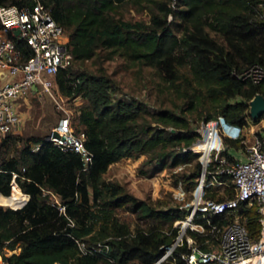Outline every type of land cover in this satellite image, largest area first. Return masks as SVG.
Instances as JSON below:
<instances>
[{
	"label": "trees",
	"instance_id": "1",
	"mask_svg": "<svg viewBox=\"0 0 264 264\" xmlns=\"http://www.w3.org/2000/svg\"><path fill=\"white\" fill-rule=\"evenodd\" d=\"M41 1L69 36L73 59L56 73V87L62 96L83 99L76 115L82 129L74 130L84 132L92 159L86 163L79 151L64 149L47 136L23 138L8 132L2 137L0 198L13 206L28 197L25 191L30 198L22 207L0 204V252L5 246L20 247L4 253L8 264H152L174 241V221L188 210L158 207L105 173L111 163L142 153L147 154L144 163L152 166L151 172L165 167L169 159L179 163L198 156L190 148L201 136L195 113L201 118L206 110V120L223 115L242 126L263 117L252 118L250 100L257 92L264 94V79L254 82L237 73L255 63L264 66V0ZM129 2L150 10L149 23L119 15V7ZM173 23L179 25V33ZM16 40L30 55V46L18 36ZM102 48L157 67L172 87L183 90L185 104L153 109L135 95L115 94L116 81L108 71L77 66ZM226 141L238 146L241 138ZM202 166L200 159L195 170L183 173L185 188L196 186ZM15 172L21 195L11 193ZM228 193L233 195V189ZM119 206L142 218L170 221V226L131 228L117 215ZM243 218L257 235V209L249 207ZM185 249V244L176 246L160 264H184Z\"/></svg>",
	"mask_w": 264,
	"mask_h": 264
},
{
	"label": "built area",
	"instance_id": "2",
	"mask_svg": "<svg viewBox=\"0 0 264 264\" xmlns=\"http://www.w3.org/2000/svg\"><path fill=\"white\" fill-rule=\"evenodd\" d=\"M16 36L30 46V55L26 56L18 46ZM68 42L64 27L41 0L0 4V139L21 128L23 117L18 101L32 92L34 84L37 91L54 95L56 73L73 59ZM237 74L259 82L264 79V66L255 63ZM244 126L227 121L223 115L203 121L199 128L201 136L195 143L205 141V144L198 148L190 146L202 153L203 163L192 204L185 217L174 221L178 227L174 241L152 264H160L176 246L183 244L184 264H264V132L247 143L243 139ZM52 130H57L58 135L51 134L48 139L64 149L79 151L86 163L92 159L84 143V132H75L69 115L61 117ZM227 137L241 138L245 145L240 148L242 155L233 145L225 144ZM34 148H39V144ZM17 174L13 175L12 189L14 183L20 186ZM228 187L233 189V195L228 193ZM207 191L222 196L207 195ZM26 193L28 197L20 205L10 206H24L30 198V193ZM51 195L59 200L53 192ZM251 206L259 212L257 235L251 233L243 218ZM60 208L64 209V205ZM214 215H219L217 221ZM18 248L5 246L0 252V264H8L4 253L9 255Z\"/></svg>",
	"mask_w": 264,
	"mask_h": 264
},
{
	"label": "rangeland",
	"instance_id": "3",
	"mask_svg": "<svg viewBox=\"0 0 264 264\" xmlns=\"http://www.w3.org/2000/svg\"><path fill=\"white\" fill-rule=\"evenodd\" d=\"M118 13L126 19L143 21L144 23L150 21V10L131 2L121 5ZM173 26L179 33V25L173 23ZM77 66L91 71L105 69L116 81L115 94L135 95L145 100L153 109L162 106L180 108L185 104L186 98L183 90L172 87L157 67L131 60L118 53H111L108 48L100 49L95 56L77 63ZM53 92L54 95L48 91L30 92L26 100L20 102L19 107L24 121L17 133L23 138L47 136L53 126L58 124L61 117L66 115H69L75 130L82 129V126L77 124L76 115L78 106L83 99L81 97L69 98L66 96L61 98L60 95L62 94L56 86L53 87ZM206 114L205 110L203 116ZM195 116L198 117L195 124L199 129L203 121L207 120L203 116L200 118L199 113H195ZM263 132L264 115L260 120H251L244 126L243 139L250 143ZM203 144H205V141ZM225 144L232 146L226 140ZM233 146V149L236 148L240 153L239 155H242L240 148L245 145L240 142V145ZM192 150L197 152L194 149ZM198 153V156L189 161L173 163L169 159L165 167L154 172H151V165L144 163L147 154L142 153L139 156L124 157L111 163L105 175L108 178L120 181L136 196L146 199L158 207L175 206L188 210L194 198V188H185L183 173L195 170L196 162L202 158V153ZM145 170H148V172H144ZM0 203L8 206L12 205L9 199L0 198ZM116 212L120 219L130 224L131 228H135L137 225L148 226L152 223H159L165 228L170 226V221L161 218H142L138 212L125 206L117 207ZM19 249L17 250L19 251ZM130 264L138 263L131 262Z\"/></svg>",
	"mask_w": 264,
	"mask_h": 264
},
{
	"label": "water",
	"instance_id": "4",
	"mask_svg": "<svg viewBox=\"0 0 264 264\" xmlns=\"http://www.w3.org/2000/svg\"><path fill=\"white\" fill-rule=\"evenodd\" d=\"M17 32H20V29H17ZM33 87H37L34 84ZM250 114L253 119H258L264 114V94L257 92L250 100ZM51 134L58 135L57 130H52L51 133L47 135L49 137Z\"/></svg>",
	"mask_w": 264,
	"mask_h": 264
},
{
	"label": "bare ground",
	"instance_id": "5",
	"mask_svg": "<svg viewBox=\"0 0 264 264\" xmlns=\"http://www.w3.org/2000/svg\"><path fill=\"white\" fill-rule=\"evenodd\" d=\"M201 144H203V142L194 143V147L198 148L199 146H201ZM11 193H13L15 195H21L23 193V190H22V188L20 186H18L16 183H14V186H13V189H12Z\"/></svg>",
	"mask_w": 264,
	"mask_h": 264
},
{
	"label": "crops",
	"instance_id": "6",
	"mask_svg": "<svg viewBox=\"0 0 264 264\" xmlns=\"http://www.w3.org/2000/svg\"><path fill=\"white\" fill-rule=\"evenodd\" d=\"M32 92H40V91H37V87H34V89L32 90ZM23 100H26V98H21L19 101H18V106H20V102H22ZM19 110H20V107H19ZM21 112V115H22V111L20 110ZM23 117V115H22ZM24 121V120H23Z\"/></svg>",
	"mask_w": 264,
	"mask_h": 264
}]
</instances>
